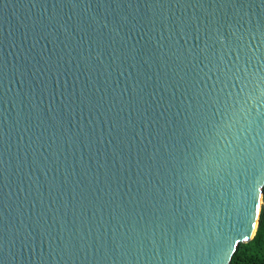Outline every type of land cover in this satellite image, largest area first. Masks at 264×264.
<instances>
[{"label":"water","instance_id":"obj_1","mask_svg":"<svg viewBox=\"0 0 264 264\" xmlns=\"http://www.w3.org/2000/svg\"><path fill=\"white\" fill-rule=\"evenodd\" d=\"M261 89L264 0H0V264H232Z\"/></svg>","mask_w":264,"mask_h":264},{"label":"trees","instance_id":"obj_2","mask_svg":"<svg viewBox=\"0 0 264 264\" xmlns=\"http://www.w3.org/2000/svg\"><path fill=\"white\" fill-rule=\"evenodd\" d=\"M232 264H264V202L254 238L239 245Z\"/></svg>","mask_w":264,"mask_h":264},{"label":"snow or ice","instance_id":"obj_3","mask_svg":"<svg viewBox=\"0 0 264 264\" xmlns=\"http://www.w3.org/2000/svg\"><path fill=\"white\" fill-rule=\"evenodd\" d=\"M240 84H241V88H240L241 93H244L246 91V89H248L250 86L247 81H240ZM257 87H259V85H257ZM261 95L264 96V89H261ZM258 184H264V176H259L258 179L254 178V188ZM256 203H257V201L255 200V206H256ZM255 206H254V209H252L250 211L251 212V218L248 220V232L246 233V235L251 234V226H252L253 222L255 221ZM230 251H231V247L229 246L227 252H230ZM226 258H227V253H226L225 259ZM228 264H231V262L229 261Z\"/></svg>","mask_w":264,"mask_h":264}]
</instances>
